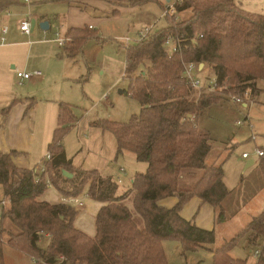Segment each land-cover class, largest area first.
<instances>
[{
	"label": "trees",
	"instance_id": "obj_1",
	"mask_svg": "<svg viewBox=\"0 0 264 264\" xmlns=\"http://www.w3.org/2000/svg\"><path fill=\"white\" fill-rule=\"evenodd\" d=\"M21 1L0 0V11ZM52 1L73 5L94 0ZM99 1L122 7L158 0ZM118 13L114 9L111 15ZM165 22L159 32L124 49V76L129 87L122 94L139 103V114L127 124L103 120L91 125L111 133L117 155L133 154L138 163L146 164L145 172L135 174L129 188L118 195L111 178L95 170L73 169L62 140L76 119L71 107L60 105L59 124L48 146L47 179L65 198L84 193L102 204L95 217V237L74 227L78 208L39 201L48 189L44 174L35 182L34 169H20L13 163L17 153L1 154L0 264H4L3 245L35 264H168L162 247L165 241L177 242L182 255L205 249L212 255L211 264H246L231 255L242 240L249 248H260L256 264H264V213L219 247H214L213 230L201 229L180 216L184 205L198 198L215 210L218 224L225 222L222 201L229 191L223 181V164H206L210 137L198 127V118L215 104L212 94L219 91L230 92L238 86L239 94L247 99L264 93L257 85L264 82V16L245 14L234 0H180L174 16L166 17ZM65 36L71 39L64 47L68 58L82 53L92 37L87 28L69 29ZM168 37L177 43L176 52H169ZM187 64L203 65L216 79L217 89L191 88L184 76ZM258 168L264 178V155ZM62 171L73 179L64 180ZM169 198H175L176 204L162 207L160 202ZM46 236L49 241L42 249L39 243Z\"/></svg>",
	"mask_w": 264,
	"mask_h": 264
},
{
	"label": "crops",
	"instance_id": "obj_2",
	"mask_svg": "<svg viewBox=\"0 0 264 264\" xmlns=\"http://www.w3.org/2000/svg\"><path fill=\"white\" fill-rule=\"evenodd\" d=\"M234 3L245 14L264 16V0H234ZM147 4H155L160 9L161 5H163L162 0ZM99 6L108 7L109 10L110 7L117 10L125 8L129 9L131 13H135L137 8L140 7L125 5L114 8L111 4L99 0L83 3L79 2L73 5H67L63 1L27 0V2H25L22 0L18 5L0 11V27L7 26L10 28L11 24L17 26L16 30L10 32L7 28L6 44L0 47V155L9 154L11 152L17 153L16 156L13 157V163L16 167L32 170L37 168L43 161L45 162V157L48 154V146L59 124L60 105L71 107L73 110L71 103H69L70 101L66 97L49 96L46 98L40 93L45 86L49 87V84L54 78L67 77L70 75V72L65 69L63 64L58 62L55 63L53 58L50 63L54 62L58 70L55 69L56 72L49 73L50 68L47 67H50V63L49 61H45L46 56L43 55L44 59L41 60V55H31L33 47L36 45L45 46L49 43L55 44L53 40L50 42L41 40L45 39L46 33L48 32L53 31L52 33L54 35V31L56 30L63 34L69 29L84 30L87 28L91 30V26L86 27L84 24V15L99 14L103 18H107L109 15L108 11H103L101 13L96 11ZM13 19L16 21L14 24L12 23ZM98 19L100 18L98 17ZM25 20H28L30 23L31 21H35V27L33 30L30 28L29 35L19 30V24ZM42 22H48L49 28L47 30L39 28L38 25ZM36 30L41 33L38 34ZM19 37L23 38L21 42H11ZM62 49L63 54L62 56H58L59 58H57V60H64L65 58L72 59L66 57L64 55V48ZM25 53L26 61L20 68L21 70L15 67H11L10 69L8 65L14 63L19 56ZM30 61L32 65H30ZM202 67L204 68V66ZM205 70L203 72H205ZM16 71L24 73L39 71L42 77H34L31 80L21 82L16 78ZM258 88L264 91V85H262L261 88L258 85ZM49 95L53 94L50 93ZM261 95H264V93ZM245 120L248 122L247 118ZM96 121H103V119L95 118L88 122L87 127H85L82 119H76L74 126L69 129V131L74 129L77 130L76 145L68 152V147L65 142L69 131L62 140L66 158L71 161V167L75 170H95L103 177L111 178L114 182L118 183V180H120L121 182L119 184L123 183L120 173L121 175L126 174V177L123 178L127 183L129 182V184H131L135 174L145 172L146 164L143 163L144 166L142 165L143 167L140 168L136 167L139 169V172L135 174H128L122 167L117 166L119 158L125 157L128 152H124L121 156H118L114 136L107 131L92 127V123ZM248 124L250 125V123ZM248 124L245 125L251 130L252 127L251 125L249 127ZM133 158L136 161L135 156ZM46 163L47 162H45V164ZM206 164L208 166H217V163H210L207 161V158ZM253 165L254 163L248 160L245 169L253 167ZM255 173L256 175L254 177L250 176L246 181L241 177L238 183L239 185L230 189L225 183L223 172V181L229 191V195L222 201V208L225 216L224 223L218 224L216 222L215 210L211 206L202 203L198 198H193L186 203L180 212V216L187 221L194 222V224L201 229L208 231L213 230L216 238L214 247H219L225 242H228L241 232L254 217L264 213V204L258 203L257 205V203H253L262 193L264 194V178L258 167L257 171H254L252 174ZM73 177L74 176H72L71 179H73ZM62 178L67 181L71 180L65 178L63 175ZM65 185H69V183ZM48 190H51L55 195L52 199L46 195ZM124 192H120L119 189L117 191L118 195ZM62 197L63 196L50 185L46 192L39 198V201L56 205L61 203ZM78 198L82 200L83 206L82 208H78L79 213L73 225L77 230L93 238L96 234L95 217L102 207V204L86 198L84 193L78 196ZM176 202L177 200L175 198H169L161 201L160 205L164 208H171ZM127 203L128 202H126V204ZM130 204L129 202V205ZM0 206L1 216L3 205L0 204ZM223 226H225L224 229H222ZM230 227L232 228V232L228 236L217 237L220 231L227 230ZM42 241L47 244L49 237L46 236L42 239L40 244ZM169 246H171L170 241H165L162 244L168 264H211L212 255L205 249H199L182 255L180 247L173 244L171 255H169ZM246 248H248L249 254L252 255L253 248H249L247 243ZM2 254L4 264H35L30 257L7 245L2 246ZM244 260H246V264H256L258 259L253 257L252 262H248L247 259Z\"/></svg>",
	"mask_w": 264,
	"mask_h": 264
},
{
	"label": "rangeland",
	"instance_id": "obj_3",
	"mask_svg": "<svg viewBox=\"0 0 264 264\" xmlns=\"http://www.w3.org/2000/svg\"><path fill=\"white\" fill-rule=\"evenodd\" d=\"M80 3L83 2L80 1ZM113 10V7H110V10L108 7H98L96 11L100 13L108 11L107 18H103L99 14L84 15V24L86 27L91 26V30L87 29V31L92 37L85 43L82 53L76 57L57 60L58 56H62L63 49H59L56 44L51 43L45 46L36 45L31 52V55H41V60L44 59L43 55H45V61H49V63L54 58L55 63L63 64L65 69L70 72L67 77L54 78L49 87L45 86L40 93L46 98L49 96L66 97L73 107V116L77 120L82 119L85 127H87L88 122L95 118L111 123L127 124L133 116L139 114V103L131 96L119 94L120 91H125L129 87V81L124 76L125 47L121 45V41L126 38L135 40L138 32L146 26L152 27L151 33H157L166 27L165 19L160 18L161 9L155 4L140 6L135 13H131L129 9L125 8L118 9L119 13L112 16ZM178 17L180 18V16ZM15 22L13 19L12 23ZM10 26V28L6 26L9 32L17 29L15 25L11 24ZM36 31L38 34L41 33L38 30ZM52 32L46 33L45 39L41 40L49 42L53 40ZM22 40L23 38L19 37L11 42L19 43ZM129 46H133V43L131 42ZM25 61L26 53L19 56L14 63H10L8 66L10 69L15 67L21 70L20 68ZM54 62L50 63V67H47L50 68L49 73L56 72L55 69L58 70ZM30 65H32L31 61ZM210 77L211 73L207 69L205 72L196 75V78L202 82ZM257 83L260 88L264 85L263 81ZM239 92L240 88L235 86L230 92L219 91L212 94L216 99L215 104L206 109L198 118V127L207 131L210 137L211 151L207 161L217 163L216 165L223 164L225 183L230 189L239 185L241 177L246 181L250 176L254 177L256 175V173L252 174L257 171L259 161V158L255 156V150L264 152V95L256 99H247L245 94L241 93L242 95H240ZM50 93L53 95H49ZM201 93L197 92V95ZM232 97H240L243 102L239 105L234 104ZM246 118L252 127L251 130L246 125L241 127L236 125V122L245 124ZM76 133L77 130L74 129L67 134L65 143L68 152L76 145ZM243 154H247L249 158L243 160ZM133 157L132 154L127 153L125 157L119 158L117 166L122 167L128 174L139 172L138 168L143 167L144 164L136 162ZM248 160H251L254 165L245 169ZM120 177L123 183H115L118 185L119 191L124 192L130 184L124 179L126 174L121 175L120 173ZM181 187L187 188V186L182 185ZM46 195L51 199L55 196L51 190H48ZM263 197L264 194L262 193L253 203H257V205L258 203L264 204ZM2 200L0 188V202ZM127 206L131 208L129 202ZM231 232L232 228L230 227L227 230L220 231L217 237H226ZM47 244L42 241L39 246L45 249ZM173 244L179 246L177 242L170 241L169 255H171ZM252 248V252H254L257 247L253 246ZM249 253L246 242L242 240L231 255L235 259H247L248 262H252L253 256Z\"/></svg>",
	"mask_w": 264,
	"mask_h": 264
},
{
	"label": "built area",
	"instance_id": "obj_4",
	"mask_svg": "<svg viewBox=\"0 0 264 264\" xmlns=\"http://www.w3.org/2000/svg\"><path fill=\"white\" fill-rule=\"evenodd\" d=\"M25 2H27V0H24ZM180 2V0H163V5H164V9L161 12V19H165L168 16H174L175 14V8L176 5ZM175 21H178V17L174 18ZM19 30L20 32L29 35L30 34V22L28 20L22 21L19 24ZM7 27L6 26H2L0 27V47L4 46L6 44V34H7ZM152 27L151 26H146L144 27L140 32H138L135 40H130L128 38L124 39L123 41H121V45L124 47H127L130 45V43L132 42L137 43V42H141L145 39H147L152 33ZM53 42L59 47V48H64L67 44H69L71 42V39L69 37H66L65 34L61 33L60 31L56 30V32L53 35ZM166 46L169 50V52H176L177 51V43L175 42V40L171 37H168L166 40ZM203 66V65H202ZM205 70V68L202 67V69H199V67L195 64H187L185 66L184 69V76H185V80L187 82V84L193 88L194 90H198L200 91L201 89L208 88V90L210 92H214L217 89V82L216 79L214 77H210V79L206 80V81H200L198 78H196V75H198L200 72L202 73ZM41 78L42 74L39 71H35L32 73H24V72H19L16 71V78L19 81H28L31 80L32 78ZM233 103L234 104H241L243 102L242 98L240 97H232ZM249 122L246 121L245 124H248ZM244 123H240V122H236V125L238 127L244 126ZM248 126L250 127V125L248 124ZM253 138V137H252ZM264 155V152L261 150H255V156L260 158ZM243 159H248L249 156L247 154H243L242 155ZM50 161V155L47 154L45 157V162ZM43 161V163H41L37 168L34 169V174L36 176L35 178V182L38 181V175L44 174L45 175V180H46V184L49 187L50 183L49 180L47 179V173H46V164ZM121 181L118 180V183H120ZM61 203L65 204V205H70L73 206L75 208H82L83 206V202L81 199H79L78 197H62L61 199ZM3 205V204H1ZM253 257L255 258H259L260 257V248H257L253 253H252ZM60 261H63V258H60Z\"/></svg>",
	"mask_w": 264,
	"mask_h": 264
},
{
	"label": "water",
	"instance_id": "obj_5",
	"mask_svg": "<svg viewBox=\"0 0 264 264\" xmlns=\"http://www.w3.org/2000/svg\"><path fill=\"white\" fill-rule=\"evenodd\" d=\"M38 26H39V28L42 29V30H47V29L49 28L48 22H42V23H40ZM34 27H35V21H31V23H30V28L33 30ZM199 68H202V65H199ZM119 94H122V91H120ZM250 164H252V163H250ZM250 164H249V165H250ZM62 175H63L65 178H67V179H71V178H72V175L69 174V173H67V172H65V171H62Z\"/></svg>",
	"mask_w": 264,
	"mask_h": 264
}]
</instances>
